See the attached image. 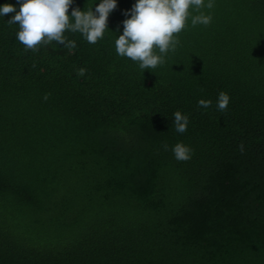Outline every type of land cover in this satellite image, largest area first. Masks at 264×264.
Returning a JSON list of instances; mask_svg holds the SVG:
<instances>
[{
  "label": "trees",
  "instance_id": "trees-1",
  "mask_svg": "<svg viewBox=\"0 0 264 264\" xmlns=\"http://www.w3.org/2000/svg\"><path fill=\"white\" fill-rule=\"evenodd\" d=\"M134 2L71 50L25 51L0 17V264H264V0H214L142 73L113 43Z\"/></svg>",
  "mask_w": 264,
  "mask_h": 264
},
{
  "label": "clouds",
  "instance_id": "clouds-1",
  "mask_svg": "<svg viewBox=\"0 0 264 264\" xmlns=\"http://www.w3.org/2000/svg\"><path fill=\"white\" fill-rule=\"evenodd\" d=\"M16 3L18 7L9 3L0 4V17L13 13L7 23L17 26L15 38L25 51H37L52 42L71 50L76 46L75 41L69 40L64 33H79L84 41L95 44L103 39L107 18L115 9L117 0H95L94 10L93 5L83 11L72 8L70 15L68 9L73 0H16ZM213 6L214 0H135L130 9L122 12L126 18L122 21V34L115 35V53L134 62L141 73L145 69L162 66L166 56L174 52L179 44L178 34L186 27L189 18L192 26L208 25L211 14H205L201 9ZM192 12L198 14L192 15ZM76 71L83 76L86 69L81 67ZM43 99H47V94ZM211 103L204 99L197 101L202 108H208ZM228 103V94L219 92L217 110L223 111ZM172 117L174 130L184 133L188 115L177 110ZM168 147L163 145L165 150ZM171 151L178 161L190 159V147L181 142L172 145Z\"/></svg>",
  "mask_w": 264,
  "mask_h": 264
}]
</instances>
